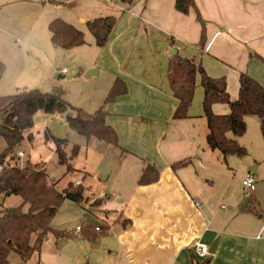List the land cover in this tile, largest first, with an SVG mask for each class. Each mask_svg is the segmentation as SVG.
<instances>
[{"label":"crops","instance_id":"crops-1","mask_svg":"<svg viewBox=\"0 0 264 264\" xmlns=\"http://www.w3.org/2000/svg\"><path fill=\"white\" fill-rule=\"evenodd\" d=\"M176 1L134 0L127 7L121 0H113L117 23L106 44L98 46L88 38L89 50H78L83 64L80 73L75 72V79L93 69L98 78L87 82L89 89L80 91L74 104L93 113L104 104L116 79L125 82L127 92L106 105V121L117 131L121 147L104 144L105 151L98 157L102 165L96 168L91 162L94 174L85 170L84 179L76 182L84 186L88 176L95 181L102 172L108 178L114 173L122 181L127 176L132 179L135 172L138 175L128 194L119 188L117 196H121L123 206L120 211L108 209L113 217L107 224L108 232L102 234L112 235L118 260L123 264H194L206 258H210L208 264H264V134L260 118L247 116V130L237 138L247 153L230 155L224 168L221 155L207 145L200 77L189 117L184 119L173 118L178 101L167 77L169 60L174 55L171 51L176 49L175 54L200 61L210 76L225 77L231 100L239 96L241 73L264 84V0H194L196 9L188 13L178 11ZM96 2L78 15L75 23L79 27L111 9L104 0ZM3 26L0 19V61L4 64L0 96L16 93L28 77L36 78L38 72L48 74L53 69L48 46L39 49L46 70L24 66L13 50L12 31ZM27 37L31 35L24 36L26 41ZM58 72V77L68 73L62 69ZM42 84L34 83L33 87L43 89ZM229 111L227 103L213 105L215 114ZM46 128L60 138L74 131L62 115L38 111L25 139L34 138L36 133L42 140H35L36 147L46 141L54 145L55 152L54 142L44 137ZM22 144L18 149L25 154L21 160L44 163L41 158L32 160L30 150L36 153V149L30 143L24 144V149ZM112 149L118 152L110 161L106 152L110 154ZM188 157L193 158L192 164L176 171L171 168L173 162ZM194 160L203 176L196 171ZM147 162L157 167L160 177L155 183L140 185L138 179ZM73 167L77 175L79 168ZM249 172L256 176V188L245 192L242 180ZM246 204L254 209L246 210ZM98 240L92 242L93 247H97ZM197 240L209 247L218 240L215 252L199 256L194 247ZM107 244L111 247H107L108 253H112L113 245ZM36 259V264H48L41 261V255Z\"/></svg>","mask_w":264,"mask_h":264},{"label":"trees","instance_id":"trees-1","mask_svg":"<svg viewBox=\"0 0 264 264\" xmlns=\"http://www.w3.org/2000/svg\"><path fill=\"white\" fill-rule=\"evenodd\" d=\"M127 7L134 0H121ZM176 9L188 13L191 8L196 9L194 0H177ZM198 19L203 23L199 11ZM117 23L114 15L101 16L87 21V26L95 38L98 46H104L111 31ZM51 40L64 48H72L85 43L82 30L63 18H55L49 22ZM202 42L204 36H202ZM201 42V44H202ZM4 69L0 61V77ZM204 89L203 111L208 124L206 136L207 145L211 150H217L224 162L230 155L243 156L246 148L238 141V137L247 130V116L260 118L264 134V84L251 77L248 73H241L239 81V96L231 100L227 90L225 77H212L196 58L182 57L174 54L169 60L168 82L173 96L178 103L173 113L174 119L189 117V108L193 102L195 90L198 87L197 77ZM127 92V85L121 79H116L110 88L104 104L93 113L85 111L64 98V92H43L39 89L20 90L16 93L0 96V113L4 114L0 123V135L6 142L5 149L0 153V199L11 195L22 198L20 205L6 206L0 200V264H10V255L16 252L21 257V264H32L33 257L39 258L43 242L49 234H54L57 241L72 236L69 231L54 229L51 225L59 205L69 199L78 204L87 197L84 187L72 182L59 190L49 178L39 163L21 160L17 146H20L28 131L34 126V115L38 111L48 114L62 115L69 127L83 135L87 140L91 138L121 147L117 131L107 123L108 111L106 105L115 101L118 95ZM215 103H227L230 111L227 114H215ZM31 135V134H30ZM44 137L54 142L59 162L66 165L67 171H74L70 160L78 153V146H73L72 155L66 152L67 138H60L49 134L48 128ZM21 162L24 166H21ZM193 163L188 157L175 161L171 168L176 171ZM160 172L154 164L145 163L138 184L147 185L159 180ZM99 202V198L95 199ZM246 210H253L250 204L244 206ZM99 227V226H98ZM107 227L90 226L83 231V236L89 241H96L99 236L107 233ZM210 258L194 264H208Z\"/></svg>","mask_w":264,"mask_h":264},{"label":"rangeland","instance_id":"rangeland-1","mask_svg":"<svg viewBox=\"0 0 264 264\" xmlns=\"http://www.w3.org/2000/svg\"><path fill=\"white\" fill-rule=\"evenodd\" d=\"M93 2H96V0H2L0 19H2L3 27L12 31V39L14 41L12 42L14 46L13 50L15 51L18 60H20L24 66L27 64V67L30 68L38 66L39 70H46L43 69L45 63L41 57L42 55L39 49L48 46V55H50V60L53 61V71L49 69L50 73L48 72V74L47 71L42 74L38 72L36 78L28 77L24 83L20 84L18 89H39L40 91L50 93L62 89L64 92V98L72 104H74L72 101L76 102L74 98L79 95L80 91H87L89 89L87 82L92 78L93 80L98 78V76H96L97 72L93 73L94 75L92 74L91 77H87V70L81 74L82 77H80V79L76 80L75 78L77 75L75 72H79L80 67L83 64L79 61V54L77 52L78 50L83 49L89 50L90 43L88 38L94 41L95 38L87 25L79 27L75 21H78V15H80L82 11ZM104 2L109 5L111 9L104 10L98 15H114L115 12L112 9L113 0H104ZM96 3L91 7H95L98 4ZM55 18H63L82 30L85 35V43L80 47L72 48H64L55 44L51 40L48 26L49 22ZM28 33L31 37H27L26 41L24 36H26V34L28 35ZM64 68L68 70V73L63 74L64 76L62 75L58 77V69L61 70ZM40 82L43 83L42 87L44 90L41 87H33L36 86L34 83L39 84ZM3 117L4 114L0 113V123L3 120ZM64 138L69 140L66 145V152L69 156L72 155L73 146L75 144L78 146V151L80 150L79 153L70 160L73 165H76L79 168L77 175H74V171H67L66 165L59 162L56 151L53 152L54 145H50L48 142L46 144L45 141L39 148L36 147L38 144L37 141H39V143L42 142V140L40 142L41 138H39L36 133L34 138L33 136L29 138L27 137L25 140L28 141H23V144L21 143L22 149L25 148L24 144L27 145L29 143V146L31 145L36 149L37 154L33 150H30L32 153V160L41 158L40 160L44 162L41 163V166L44 168L49 180L54 182L59 190L66 188L71 182L74 185H77L76 181L78 179H84L83 174L85 173V170L89 171L91 173L90 175H93L94 172H91L90 169L93 166L98 168L102 165L98 160V157L105 151L104 147L110 145L94 138H91V144L87 145L89 140L76 131H70V136H64ZM113 146L110 148H113ZM5 147L6 142L0 135V153ZM117 152L118 151L114 149L111 150L110 154L106 152V158L110 161L111 158L115 159ZM214 152L220 154L217 150ZM91 162L93 166H91ZM194 162L196 171L200 174L199 176H203L201 174L202 172L199 170L201 166L195 160ZM224 168H227L226 162ZM126 169L130 175L133 174L130 171L129 165L126 166ZM99 171L102 172V170ZM133 175L134 177L138 176L136 172ZM134 177L130 179V176H127L126 180L122 181V179L115 176L114 173L108 178V176L102 172V174H98L94 181L93 178L88 176L85 179V185L83 186L81 184L85 189L84 194L87 199L80 204L65 199L59 205L51 222L54 229L69 231L72 233V236L57 241L54 234H49L41 247V261H46L48 264H123L121 260H118L116 253L117 244H115L112 235L99 236V240L97 239L98 242L95 243L97 247H93V243L83 236V231L90 226H101L106 228L107 224L111 223L113 214L111 211H108V209L121 210L124 201H120L121 196H117V192L121 190L119 188H123L124 191H122V193L125 195L128 194L126 191L133 185L135 180ZM205 179H208V177H205ZM105 183L107 186L103 187ZM109 195L111 196L108 197ZM96 198H99V202H95ZM124 199H126V197H124ZM0 200L2 202L4 201V205L6 206H16L22 203V198L18 195H11L6 198L1 197ZM77 226H80L82 230L76 232L75 229ZM107 243L113 245L112 253H108L107 247H111L107 246ZM73 258L77 259L76 263ZM21 262L22 260L19 254L12 252L10 255V264H21ZM36 262V257H33L31 263L36 264Z\"/></svg>","mask_w":264,"mask_h":264},{"label":"built area","instance_id":"built-area-1","mask_svg":"<svg viewBox=\"0 0 264 264\" xmlns=\"http://www.w3.org/2000/svg\"><path fill=\"white\" fill-rule=\"evenodd\" d=\"M67 71L68 70L65 68L62 69V72H67ZM24 155L25 154L23 151L18 150V156L20 158L24 157ZM21 166H24V164L22 162H21ZM80 183H81L80 181L77 182V184H80ZM242 185H243L245 192H250V191L255 190V188H256V176L250 172L247 173L242 180ZM96 229L98 230L99 227H96ZM80 230H82V228L80 226H77V228L75 229L76 232H79ZM194 247H195L196 253L201 257H205V256L210 254L209 246L207 244H205L204 242H202L201 240H197L194 243Z\"/></svg>","mask_w":264,"mask_h":264},{"label":"water","instance_id":"water-1","mask_svg":"<svg viewBox=\"0 0 264 264\" xmlns=\"http://www.w3.org/2000/svg\"><path fill=\"white\" fill-rule=\"evenodd\" d=\"M171 52L175 54V53L177 52V50H176V49H173ZM96 72H97L96 69L88 71V72H87V77L91 76L93 73H96ZM16 149L18 150V149H19V146H17ZM217 242H218V240H215V241L210 245V247H209V252H210V254L215 252V249H216V246H217Z\"/></svg>","mask_w":264,"mask_h":264}]
</instances>
